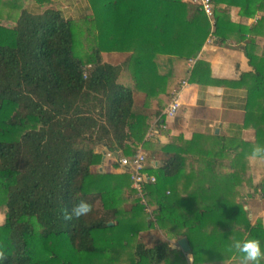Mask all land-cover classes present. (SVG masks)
Masks as SVG:
<instances>
[{
	"label": "trees",
	"instance_id": "16d2710c",
	"mask_svg": "<svg viewBox=\"0 0 264 264\" xmlns=\"http://www.w3.org/2000/svg\"><path fill=\"white\" fill-rule=\"evenodd\" d=\"M211 1L212 33L220 44L223 33H264V0ZM86 3L89 10L72 18L57 7L33 12L26 0H0V264H185L182 250H171L168 242L180 237L199 264L197 252H216L214 234L224 236L214 223L228 226L237 216L245 231L254 230L240 203L243 181L264 198V171L253 185L248 165L251 149L264 144V45L245 50L251 70L237 79L212 78L209 63L200 59L188 77L200 85L244 88L237 129H254V142L238 134L193 133L160 143L145 138L151 116L164 108L160 95L169 100L156 56L196 58L211 30L208 18L181 0ZM216 3L236 6L240 19L232 21ZM256 12L260 17L247 25ZM255 37L248 39L254 43ZM113 51L130 54L120 63L103 59L102 52ZM135 90L145 93L140 106ZM154 98L157 107L150 111ZM97 146L111 153L106 171L91 169L102 162ZM137 148L148 152L145 171L155 177L144 184L143 200L115 160ZM200 171L230 175L235 198L195 194ZM79 200L91 211L65 220L62 210ZM204 200L211 202L192 209ZM153 224L166 239L148 246L136 234ZM199 238L206 243L196 244Z\"/></svg>",
	"mask_w": 264,
	"mask_h": 264
},
{
	"label": "crops",
	"instance_id": "0c3cea01",
	"mask_svg": "<svg viewBox=\"0 0 264 264\" xmlns=\"http://www.w3.org/2000/svg\"><path fill=\"white\" fill-rule=\"evenodd\" d=\"M181 1L192 2V0ZM64 2V7L60 5H55L54 7L59 8L66 17L78 18L89 10L86 0H64ZM26 4L28 9L33 12L42 11L51 5L48 4L46 6V4L38 3L36 0H26ZM216 4L219 11L228 13L232 21H238L240 19L236 6L224 3ZM260 15V12H256L254 17L245 20L246 24L254 23ZM211 26L213 27V25ZM223 34L227 38L224 44H220L217 40L218 37L213 33H209L196 59L209 63L212 78L224 80L237 79L241 73L251 70L245 50L251 53L254 51V45H264V33H258L257 36L246 33L244 34V38H241L242 33ZM249 37L251 39L255 37V44L248 39ZM105 54L108 55L109 62L120 63L130 52H102L103 59ZM188 59L168 54H157L156 56L158 74L160 76L166 75V92L169 95V99L171 91L178 86L181 80L186 79L188 82V85L181 89L179 95L180 107L173 118H168L163 115L162 111L164 108H162L158 116H151L149 127L156 124L158 117L162 116L156 138L160 143H166L170 138L178 135H182L184 139H189L193 133L206 135L215 133L226 135L227 137L238 134L239 138L243 141L248 143L254 142V129L242 128L240 131L237 129V126L241 125L244 119L246 90L244 88L190 83L188 77L193 65L188 69ZM121 79L125 84H132L131 79L127 76H123ZM160 98L165 107L169 100L165 101L166 96L163 94L160 95ZM133 100L134 104L138 106L142 105L145 100V93L135 90L133 92ZM156 103L157 99H151L150 111L156 109ZM98 148H101L103 156L101 164L96 167L99 171H106L112 158L106 155L107 152L104 153L105 149L103 147ZM248 165L251 171V182L254 185L260 180L262 172L264 171V160L252 159L249 156ZM243 186V190L240 192V203L246 211V217L251 226L250 228L254 227V230L252 232L245 231L243 223L241 220L239 221L237 216L236 221H233V224H229L228 226L222 222L214 223V230L220 229L219 233H224V236L214 234L216 252L209 254L206 248L204 252H197V256L199 255L201 258L199 264H240L237 254L229 248L233 238H256L264 242V198L259 193L253 191L252 188H247L246 181H243ZM194 188L195 194L204 196V198H235L231 185V176L225 173L200 171L195 176ZM210 202L211 200H204L197 204H192V209L195 211L200 206H207ZM259 220L260 222L258 223ZM204 231L205 229H202V231L198 232L201 237H203ZM206 240L199 238L196 240V244H205ZM219 241L226 242V244H217ZM170 249L175 250L180 248L176 242H172ZM183 253L186 263L194 264L188 252ZM261 264H264V259L261 260Z\"/></svg>",
	"mask_w": 264,
	"mask_h": 264
},
{
	"label": "built area",
	"instance_id": "2783aa9c",
	"mask_svg": "<svg viewBox=\"0 0 264 264\" xmlns=\"http://www.w3.org/2000/svg\"><path fill=\"white\" fill-rule=\"evenodd\" d=\"M194 4H196L206 15L210 24H213V3L211 0H192ZM212 26L210 33H212ZM196 58H189L188 62V69L193 65ZM188 82L186 79H183L179 82L178 86L174 88L170 93V99L167 102L166 106L164 107L162 113L165 117L173 118L179 107V95L181 89L186 87ZM157 124L152 125L149 127L148 131L146 132V137H156ZM107 156L111 157V153L107 152ZM115 160L118 162L121 168H123L127 174L129 175L131 181V187L136 190V194L142 198L143 186L145 183L154 182L155 177L153 175H149L145 171L146 167V154L142 151L141 148H137L135 152L131 156H123L121 154L115 155ZM143 200V198H142Z\"/></svg>",
	"mask_w": 264,
	"mask_h": 264
},
{
	"label": "clouds",
	"instance_id": "9594fccd",
	"mask_svg": "<svg viewBox=\"0 0 264 264\" xmlns=\"http://www.w3.org/2000/svg\"><path fill=\"white\" fill-rule=\"evenodd\" d=\"M250 158L264 160V144L255 145L251 149ZM90 211V204L79 200L69 208L63 209L62 215L65 220L70 221L87 215ZM174 241L175 238L169 244L170 247ZM229 248L237 254L240 264H261L264 259V242L256 238H233Z\"/></svg>",
	"mask_w": 264,
	"mask_h": 264
},
{
	"label": "rangeland",
	"instance_id": "374dc122",
	"mask_svg": "<svg viewBox=\"0 0 264 264\" xmlns=\"http://www.w3.org/2000/svg\"><path fill=\"white\" fill-rule=\"evenodd\" d=\"M189 2H191V1H189ZM44 4H46V6H48V4L49 5L51 4L50 6H52V7H54L55 5H60L62 7L65 6L64 0H61V1L60 0L59 1L58 0L57 1H51L50 3L47 2V3H44ZM107 57H108V55L105 54L104 60H106L108 62L109 60H108ZM120 80L123 81L121 78H120ZM125 82H127V81H125ZM157 122H158V119H157ZM156 124L159 125L160 123L159 124L156 123ZM145 138H147V137L145 136ZM149 138H151V139L152 138L157 139L155 136L149 137ZM98 147H100V146H97L96 147V150L102 152L101 151V148H98ZM144 153L146 154V160L149 159L148 152L147 151H144ZM91 169H92L93 172L99 171L97 167H92ZM128 198L131 199L133 197H131V195H128ZM95 207H99L98 202L95 204ZM1 221H2V215L0 214V223H1ZM136 237L138 238V240L144 242L148 246L154 245L159 240L166 239V237H165V231H163L162 229L158 228V226L156 224L148 225L147 227L141 228L138 231V233L136 234ZM177 240H175L174 242L177 243ZM171 241L172 240H169L168 242L170 243ZM131 243L133 245L134 242H131ZM132 245H130V246L132 247ZM172 263H173V260L171 259L170 264H172ZM185 264H187V263H185Z\"/></svg>",
	"mask_w": 264,
	"mask_h": 264
},
{
	"label": "water",
	"instance_id": "95a60500",
	"mask_svg": "<svg viewBox=\"0 0 264 264\" xmlns=\"http://www.w3.org/2000/svg\"><path fill=\"white\" fill-rule=\"evenodd\" d=\"M109 224H111V223H109ZM177 245L183 252H188L190 249V246H189L185 237H180L177 240Z\"/></svg>",
	"mask_w": 264,
	"mask_h": 264
}]
</instances>
